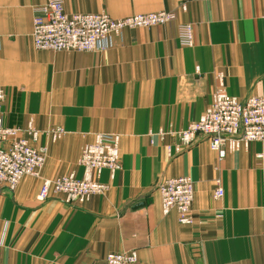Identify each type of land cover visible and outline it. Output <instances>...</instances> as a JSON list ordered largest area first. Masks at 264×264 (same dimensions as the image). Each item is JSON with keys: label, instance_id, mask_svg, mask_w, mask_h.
Wrapping results in <instances>:
<instances>
[{"label": "crops", "instance_id": "0c3cea01", "mask_svg": "<svg viewBox=\"0 0 264 264\" xmlns=\"http://www.w3.org/2000/svg\"><path fill=\"white\" fill-rule=\"evenodd\" d=\"M46 0H0L3 124L37 132L20 137L47 149L44 179L74 175L98 134L121 137V167L97 181L104 195L70 205L45 202L41 180L0 188V264H106L135 251L140 264H264V143L219 162L205 138L181 154L177 134L211 107L216 91L244 102L264 97V0H65L69 14L106 13L115 20L174 12L165 27L125 31L102 53L39 51L34 10ZM192 24L195 45L177 41ZM62 130L59 139L53 133ZM189 177L194 223L165 212L158 187ZM224 197L214 198L217 182Z\"/></svg>", "mask_w": 264, "mask_h": 264}, {"label": "built area", "instance_id": "2783aa9c", "mask_svg": "<svg viewBox=\"0 0 264 264\" xmlns=\"http://www.w3.org/2000/svg\"><path fill=\"white\" fill-rule=\"evenodd\" d=\"M185 0L181 6L187 11ZM211 2L213 0H202ZM176 19L174 12H159L135 15L115 20L106 13L69 14L65 0H46L34 10L33 43L39 51L102 53L115 46L113 38H122L125 31L165 27ZM177 41L180 46L193 48L195 45L192 24H179ZM7 100V92L0 88V108ZM29 134L37 142L39 133L29 124L26 129H16L3 124L0 116V188L15 190L26 177L41 180L37 196L45 202L53 195H62L70 205L82 204L92 196L104 195L109 187L97 181L104 170L115 172L121 167V137L114 134H98L94 142L83 150L79 164L84 169L82 179L74 175L62 176L54 180L44 179L42 170L47 161V149L36 148L21 134ZM62 130L53 133L57 140ZM176 154L190 148L199 137L205 138L218 161L255 142L264 143V97H251L244 102L228 95L223 84L214 95L213 104L196 123L177 135ZM165 212L174 210L182 225H192V207L195 199V186L189 177L169 179L158 187ZM224 189L217 182L214 198L221 200ZM106 264H140L135 251L110 253Z\"/></svg>", "mask_w": 264, "mask_h": 264}]
</instances>
